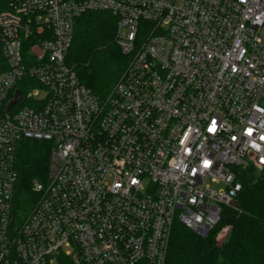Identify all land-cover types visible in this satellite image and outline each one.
<instances>
[{
	"label": "built area",
	"instance_id": "obj_1",
	"mask_svg": "<svg viewBox=\"0 0 264 264\" xmlns=\"http://www.w3.org/2000/svg\"><path fill=\"white\" fill-rule=\"evenodd\" d=\"M85 12L130 58L104 100L65 62ZM22 140L51 149L18 221ZM238 168L264 174V0H0V264H165L175 224L203 237L232 208Z\"/></svg>",
	"mask_w": 264,
	"mask_h": 264
},
{
	"label": "trees",
	"instance_id": "obj_2",
	"mask_svg": "<svg viewBox=\"0 0 264 264\" xmlns=\"http://www.w3.org/2000/svg\"><path fill=\"white\" fill-rule=\"evenodd\" d=\"M116 25L111 13L85 12L74 24L65 57L78 81L100 100L107 98L130 63L116 44ZM50 149V143L34 140H22L16 146L12 213L18 221L28 216L39 199L33 186L46 183ZM235 172L241 184L235 198L238 208L223 207L220 223L203 237L175 224L165 264H264V174L251 168ZM225 226L231 232L218 245L215 235ZM57 264L80 263L59 256Z\"/></svg>",
	"mask_w": 264,
	"mask_h": 264
},
{
	"label": "water",
	"instance_id": "obj_3",
	"mask_svg": "<svg viewBox=\"0 0 264 264\" xmlns=\"http://www.w3.org/2000/svg\"><path fill=\"white\" fill-rule=\"evenodd\" d=\"M20 98H21V93H20V91H17L16 96H15V99H14L13 101H11V102L7 105V107H6V112H8V110L10 109V107H12L14 104H16V103L20 100ZM231 207H232L233 209H237V208H238V204H237V202H233V203H231Z\"/></svg>",
	"mask_w": 264,
	"mask_h": 264
},
{
	"label": "rangeland",
	"instance_id": "obj_4",
	"mask_svg": "<svg viewBox=\"0 0 264 264\" xmlns=\"http://www.w3.org/2000/svg\"><path fill=\"white\" fill-rule=\"evenodd\" d=\"M45 97H46L45 91L44 90H39L38 93H37V96L35 97V100L42 101V100L45 99ZM18 107H16L15 109H17ZM55 264H57V263L55 262Z\"/></svg>",
	"mask_w": 264,
	"mask_h": 264
}]
</instances>
